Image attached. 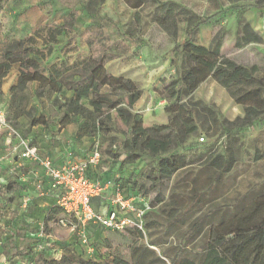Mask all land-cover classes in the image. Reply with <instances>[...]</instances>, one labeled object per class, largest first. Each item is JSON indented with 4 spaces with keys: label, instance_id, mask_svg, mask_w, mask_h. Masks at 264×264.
I'll return each mask as SVG.
<instances>
[{
    "label": "rangeland",
    "instance_id": "rangeland-1",
    "mask_svg": "<svg viewBox=\"0 0 264 264\" xmlns=\"http://www.w3.org/2000/svg\"><path fill=\"white\" fill-rule=\"evenodd\" d=\"M87 1L7 0L0 11V41L28 36L41 28L61 24L67 13L76 10L74 26L58 37L53 53L44 62L43 67L47 68L55 60L68 62L66 58H69L71 62L77 56L86 55L89 50L84 41V30L101 25L106 37L107 70L139 75L136 84L144 92L131 111L142 114L146 133L162 138L168 136L167 131L154 132L149 128L168 123L170 114L165 105L169 102L162 96L160 80L170 81L176 76L181 59L172 47L187 37V22L180 19L178 12L166 21L162 2L179 4L201 17L210 16V22L197 30L193 41L208 46L213 36L221 32V52L238 64L255 65V75L264 77V0H142L139 7L127 0H103L97 5L94 22L83 10ZM159 20L164 22L167 30L158 24ZM242 22L250 24L261 42L235 45L241 36ZM168 32H174L175 37ZM99 38L104 44V39ZM38 43L40 45V41ZM69 48L73 50L69 52ZM17 78L18 67L14 64L0 79V119L16 131L8 144L6 131L0 126V264H54L67 250L93 258L107 252L109 262L115 256L133 261L132 248L141 245H147L157 254L165 252V262L170 264V258L178 248H182L181 256L193 258L201 253L208 240L210 225L218 218L232 217L251 200L264 197V124L226 135L220 121H232L242 117L244 112L224 87L207 78L191 94L180 99L186 103L199 127L178 146L188 164L156 186L144 177L154 166L155 158L141 152L139 157L120 166L126 178H137L140 192L151 200L145 233L131 228L120 232L92 229L87 234H93L97 251L87 254L80 243L79 229L72 228L70 220L58 208L38 205L40 197H36L34 181L28 176L29 164L26 167L25 161L17 159L18 137L39 146L41 132L50 131L51 127V131L57 132L61 128L64 100L71 94V76L60 77L64 89L58 94L47 88L38 93L37 82L28 83L24 89L12 90ZM152 91L153 95H148ZM78 118L75 116L70 122L75 126L70 138H89V151L98 143L101 162L110 159L113 164L123 159L125 153L140 152V136H136L133 143L136 137L131 130L132 124L123 123L114 110L109 111L102 127L90 135L83 134L84 128L77 131ZM36 120L40 122L36 123ZM215 160L226 163L228 169L217 168ZM197 192L202 193L203 204L200 209L188 207ZM158 193L164 198L162 202L155 200ZM176 203H179L178 215L174 217L171 214ZM263 216L264 208H260L253 216L254 221L258 222ZM60 218H64L66 224H62Z\"/></svg>",
    "mask_w": 264,
    "mask_h": 264
},
{
    "label": "trees",
    "instance_id": "trees-1",
    "mask_svg": "<svg viewBox=\"0 0 264 264\" xmlns=\"http://www.w3.org/2000/svg\"><path fill=\"white\" fill-rule=\"evenodd\" d=\"M6 1L0 0V11L4 8ZM102 1L88 0L83 6V10L92 17L93 22L98 10L97 5ZM127 1L134 7L142 4V0ZM160 5L164 10L166 21L170 19V15L178 12L181 15L180 19L187 22L186 39L176 42L172 47V51L180 54L181 59L177 74L170 81L160 80L163 85L162 96L169 102L165 105V110L170 114L168 123L156 124L149 128L154 132L167 131L168 136L163 138L146 133L142 125V114L131 111L141 97L142 89L133 79L111 74L105 67L107 46L101 25L93 30H84V41L89 50L86 55L77 56L71 62L69 58H66L68 62L58 59L51 62L47 68L43 67L47 57L53 53L58 37L74 26L78 15L76 10L73 9L67 13L61 24L41 28L36 30L35 34L28 36L0 41V79L7 75L12 65L16 64L18 67L17 83L12 86V90L24 89L28 83L37 82L38 93L41 94L42 90L47 88L50 92L58 94L64 89L60 77L70 74L71 94L64 100L65 112L60 120V127L72 122L75 116H78L77 131L84 128L86 130L83 134L90 135L91 132L102 127L105 119L109 117L110 110H114L123 123L132 124L131 130L134 136H140L138 139L140 152L125 153L124 158L118 161L115 171H111L112 174L108 175V179H114L129 193L140 192L137 178L129 179L120 176V166L124 162L136 159L141 152L155 158L154 166L144 175L152 186L161 185V181L169 180L179 169L188 164L184 152H181L178 146L189 135L196 133L199 127L194 116L187 110L186 103L180 102V99L183 95L191 94L207 78L211 77L224 87L234 102L243 109L242 117L238 116L228 122L220 121V126L226 135L238 133L246 127L264 124V77L255 75L257 67L238 64L224 55L221 52V32L213 36L208 46L193 41L197 30L210 22V16L201 17L186 7L169 1L162 2ZM172 21L176 22L173 19ZM157 22L167 30L164 22L160 20ZM168 34L172 38L175 37L174 32H168ZM99 37L104 39V44L100 43ZM249 42H261V37L248 22H242L241 36L237 38L235 45L240 47ZM72 50L73 48H69V52ZM204 107L212 111L210 106ZM39 122L40 120H36V123ZM136 139L137 137L133 138V143ZM214 164L217 168L226 167V163L220 160H215ZM115 174L118 176L115 177ZM201 196V192L195 193L188 207L198 206L200 209V205L203 204ZM258 197L251 200L232 217L221 216L212 223L207 236L208 240L204 243L201 253L195 254L193 258L181 256L182 248H178L170 258V264H264V216L258 222H255L253 217L260 208H264V197ZM155 200L162 202L164 198L158 193ZM183 200L181 199L180 203ZM149 203L151 207L150 198ZM178 204H175V211L171 216L178 215ZM53 207L60 210L56 205ZM149 211L145 215L144 229L147 227L146 218ZM198 220H201V217ZM89 236L93 252L88 253L86 250L85 252L94 254L97 251L96 243L92 237L93 234ZM132 250L133 261L115 256L110 262L107 252L99 258H93L67 250L62 252L60 259L54 264H166L165 252L157 254L147 245L135 246Z\"/></svg>",
    "mask_w": 264,
    "mask_h": 264
},
{
    "label": "built area",
    "instance_id": "built-area-1",
    "mask_svg": "<svg viewBox=\"0 0 264 264\" xmlns=\"http://www.w3.org/2000/svg\"><path fill=\"white\" fill-rule=\"evenodd\" d=\"M0 126L6 131L9 144L16 131L4 119H0ZM101 156L99 144L95 143L84 159H69L55 165L51 157L41 154L28 140L18 137L17 142V159L39 166L47 180L46 185L41 179L37 181V193L55 197V205L70 220L72 228L79 229L80 243L88 253L93 252L91 237L87 234L90 230L120 232L131 228L145 233V215L151 208L148 196L126 192L114 179L89 176L90 168L101 163ZM94 197L98 198V205L93 203ZM60 222L66 224L64 218H60Z\"/></svg>",
    "mask_w": 264,
    "mask_h": 264
},
{
    "label": "crops",
    "instance_id": "crops-1",
    "mask_svg": "<svg viewBox=\"0 0 264 264\" xmlns=\"http://www.w3.org/2000/svg\"><path fill=\"white\" fill-rule=\"evenodd\" d=\"M111 74L123 75L125 77H129L133 79L135 82H137V78L139 76V75H132L129 73L125 74L119 70H113L111 71ZM209 79H211L213 83L218 84L211 77H209ZM151 94L153 95V91L152 93L148 92V95ZM141 97L139 98V100L141 99ZM50 129L52 130V127ZM74 129L75 126H73L72 123H68L65 126L61 127L59 130H57V132L51 130L44 133L41 132L40 136H38L39 146H37V148L39 152L42 153L43 155H48L49 157H51L55 165H61L64 162L68 161L69 159H75L78 161L84 159L90 152L88 149L90 140L89 138H86L87 139L86 140L84 137H81L79 139L70 138L72 136V131ZM6 143L7 142L5 141L4 145H6ZM103 158L105 159V157ZM118 164H119L118 162L112 164V161L110 159H107L104 162H101L99 165L91 167L89 170V176H91L94 179H100V180L108 179V175L110 173L112 174L111 171H115ZM24 166L29 167L28 176H30L31 181H34V184H36L37 181L41 179L43 180V184L46 185L47 180L44 178L43 171L39 166L28 160L25 161ZM119 175L125 177L126 174H123L122 171L119 170ZM35 195L36 197H40L38 198L39 200L37 201L39 203L38 205L40 206L55 205V197L52 194L47 193L45 195H41L38 194L36 191ZM97 202H98V198L94 197L93 203L96 205Z\"/></svg>",
    "mask_w": 264,
    "mask_h": 264
}]
</instances>
